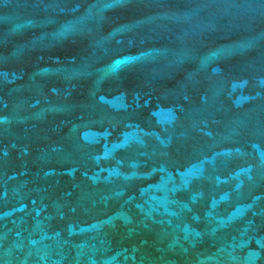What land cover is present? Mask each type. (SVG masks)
<instances>
[{
    "label": "water",
    "instance_id": "1",
    "mask_svg": "<svg viewBox=\"0 0 264 264\" xmlns=\"http://www.w3.org/2000/svg\"><path fill=\"white\" fill-rule=\"evenodd\" d=\"M0 264H264V0H0Z\"/></svg>",
    "mask_w": 264,
    "mask_h": 264
}]
</instances>
